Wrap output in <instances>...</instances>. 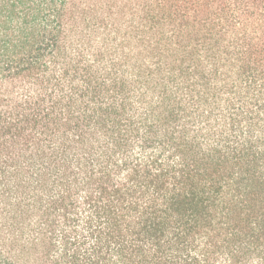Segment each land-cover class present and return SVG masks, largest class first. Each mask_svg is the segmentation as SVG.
I'll return each mask as SVG.
<instances>
[{
    "label": "trees",
    "instance_id": "1",
    "mask_svg": "<svg viewBox=\"0 0 264 264\" xmlns=\"http://www.w3.org/2000/svg\"><path fill=\"white\" fill-rule=\"evenodd\" d=\"M0 264H264V0H0Z\"/></svg>",
    "mask_w": 264,
    "mask_h": 264
}]
</instances>
